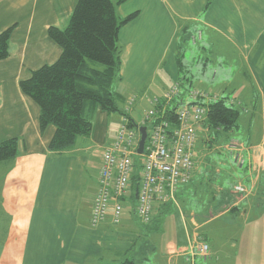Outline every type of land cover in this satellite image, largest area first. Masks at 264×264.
Returning a JSON list of instances; mask_svg holds the SVG:
<instances>
[{"label": "crops", "instance_id": "obj_1", "mask_svg": "<svg viewBox=\"0 0 264 264\" xmlns=\"http://www.w3.org/2000/svg\"><path fill=\"white\" fill-rule=\"evenodd\" d=\"M77 2L0 0V34L12 29L9 55L0 61V144L16 140L18 145L16 157L0 163V264H103L124 260L133 264H187L188 255L181 254L183 246L197 235L209 243L214 224L233 213L223 211V207L216 211L213 205L200 211L180 208L185 243L174 246V250L165 248V252L161 237L136 249L139 234L130 229L135 216L131 210L118 225L109 215L92 227L91 207L102 153L113 139L121 115L94 109L91 135L77 138L68 151L53 153L48 146L55 128L40 130L39 107L20 89V82L29 79L32 72L60 57L61 48L50 39L48 30L65 29ZM116 14L119 18L136 14L118 34L122 47L120 79L114 83L116 90L113 87L125 102L134 97L129 116L136 126L133 118L141 121L151 103H161L164 92L180 81H189L192 90L195 79L205 85L217 84V90L209 94L197 89L208 96L197 100L202 105L235 92L231 81H238L241 95H248L252 103L249 144L235 140L245 149L239 153L243 163L239 166L234 160L244 176L229 192L234 196L235 186L244 188L245 193L230 209L238 217L248 215L244 219L247 223L253 213L252 199L259 192L263 195L264 190V0H126L116 8ZM187 99L188 95L179 91L169 107ZM228 102L236 104L235 100ZM124 108L122 105L120 110ZM197 132L200 138L196 146L201 142L203 160L207 161L212 152L230 154L227 144L233 139L224 144H218V139L208 142L211 135L203 124ZM199 172L195 164L192 179L185 185L189 188L177 190L176 204L190 205ZM245 201L249 205L244 208ZM169 207L173 206L156 205L151 222L145 225L147 231L156 230L152 223H157ZM200 213L209 217L198 219ZM184 214L190 218L187 224ZM209 246L216 256L214 246ZM237 263L234 259L233 264Z\"/></svg>", "mask_w": 264, "mask_h": 264}, {"label": "trees", "instance_id": "obj_2", "mask_svg": "<svg viewBox=\"0 0 264 264\" xmlns=\"http://www.w3.org/2000/svg\"><path fill=\"white\" fill-rule=\"evenodd\" d=\"M125 1L78 0L67 27L48 30L50 39L61 48L58 60L20 82L23 94L39 107L40 130L43 132L47 126L55 128L48 146L50 152L68 151L77 138L89 137L91 115L96 108L107 114H128L125 108L120 110L126 102L113 88L120 79L122 47L118 43V34L136 16H117L116 8ZM11 30L0 34V61L9 55ZM180 83L179 86L184 85V81ZM202 106L206 108V115L201 124L211 135L206 139L208 142L238 129L239 112L226 105L223 99ZM165 119L174 121V109L166 112ZM131 123L133 126L132 120ZM17 146L16 140L1 143L0 163L13 160ZM193 261L195 264L198 258ZM103 264L133 263L124 260Z\"/></svg>", "mask_w": 264, "mask_h": 264}, {"label": "built area", "instance_id": "obj_3", "mask_svg": "<svg viewBox=\"0 0 264 264\" xmlns=\"http://www.w3.org/2000/svg\"><path fill=\"white\" fill-rule=\"evenodd\" d=\"M178 95L179 84L175 83L164 92L161 103H151V109L143 114L137 126H130L129 114L121 116L113 139L102 153L97 192L91 207L92 227L98 226L109 215L111 222L118 225L128 210L143 225H148L156 205L174 202L177 190L191 181L195 170L193 153L198 140L197 128L206 115L204 106L191 102L205 100L208 96L191 90L187 101L169 107ZM133 102L134 97L126 101L125 112L129 113ZM172 109L174 121L171 122L165 119V114ZM138 127L146 128L142 154H137ZM239 153L235 158L241 165L243 159ZM234 192L244 194L245 190L235 186ZM209 252L207 243L196 241L189 264H194L195 257L207 258Z\"/></svg>", "mask_w": 264, "mask_h": 264}, {"label": "rangeland", "instance_id": "obj_4", "mask_svg": "<svg viewBox=\"0 0 264 264\" xmlns=\"http://www.w3.org/2000/svg\"><path fill=\"white\" fill-rule=\"evenodd\" d=\"M198 37H200V35H198ZM188 82L189 81H185L183 86H179V91L183 96L188 95V92L192 90V87H190ZM231 82H233L232 86H234V89H236L235 92L233 91V93L229 91V93H224V95L222 96L226 105H229V100H235L236 102L235 105L232 104L229 106H232L233 109L239 112L238 129L234 130L231 135L219 136L217 141L218 144H224L227 139H233V141H230V143L227 144V148L230 151V154L225 151L212 152L211 154H209L207 161L203 160L204 158L202 157L203 155H205V152L202 150L203 146L201 142H198V145L196 146L193 153L196 160L195 164H197L198 168H200L195 198L190 201V205L183 204L184 202L182 204H176V201L170 203L169 205H172L178 210L173 207H169V209L166 210L163 217L160 219L161 221L158 219L159 221H157V223H152V225L155 224V226H157L156 230L153 229V231H147L148 228H146L145 225H143L135 216H132V228L130 229L133 234H139V238H137L136 240V249L141 244L147 246V241L155 240L159 237L162 238V244L164 246L162 247L163 251L165 248H167L168 251L174 250V246L177 247L178 245H183L185 243L183 226L178 212L180 208H184L188 211L193 208L200 211L199 208L205 210L206 207L209 208L213 205V207L215 206V210L219 208L220 211H222L221 207H223V211L230 210L229 212L233 213L232 209H230L231 204L234 201H237V199H241V196L236 194H234V196H231L229 195V192L233 188V186L244 176L243 170L236 167L234 160H236V153L244 151L245 148L240 143H236L235 140L244 142L245 144H249V141L247 140V130L251 121L250 108L252 103L249 101L248 95H241L242 93L240 89L237 88L238 81ZM193 84V90H205L204 92H206L207 94H209V92L211 93L217 90L216 83L205 85L204 81H197L195 79L193 81ZM114 87L116 90L115 84ZM228 89L230 90V88ZM191 103L200 104L197 101ZM130 110L131 106L129 107L128 112ZM128 114H130V112ZM143 116L144 115L141 116V121L143 119ZM133 119L138 124L141 123L139 117H134ZM198 138H200V136H198ZM94 159L98 160V157ZM137 159L141 160V158L139 157ZM218 169H220L221 171H219ZM262 186H264V177L261 182V187ZM184 187L189 188V186ZM261 191H263V195H260L259 192L258 196L252 199L253 213H250V219L247 223L244 221V219L247 218L248 215H246L244 218L238 217L237 214L233 213L219 219L214 224L212 229H214L215 232L212 236H210V244H207L214 246V249L217 252V257L212 255L210 249L207 258L202 259L196 257L198 258V264H233L234 259H237V264H264V226H261L262 224H264V190ZM247 203L248 202L245 201L243 207L246 206ZM127 206L129 207L130 205L127 204ZM243 207H241L242 210ZM220 211H218L217 213L220 214ZM184 215L186 218L187 214ZM208 217L209 215L205 213L198 214V219H205ZM189 219L190 218L185 219L186 224L189 222ZM255 219H259V221H255V223ZM130 229L127 232H130ZM196 241L206 243L207 240L205 239V237L198 235L195 238L192 237V239L189 240V245L185 244V246H183L185 247V249L181 251V254L185 256L188 255L190 260V252L191 249H193ZM209 248L211 247L209 246ZM185 261L188 262V260Z\"/></svg>", "mask_w": 264, "mask_h": 264}, {"label": "water", "instance_id": "obj_5", "mask_svg": "<svg viewBox=\"0 0 264 264\" xmlns=\"http://www.w3.org/2000/svg\"><path fill=\"white\" fill-rule=\"evenodd\" d=\"M140 133V141L137 149V154H142L143 147L146 139V128L145 127H138Z\"/></svg>", "mask_w": 264, "mask_h": 264}]
</instances>
